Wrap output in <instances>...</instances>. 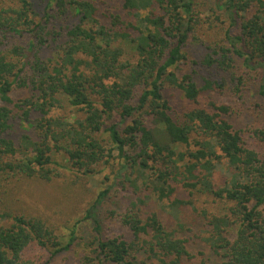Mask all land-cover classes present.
<instances>
[{
	"label": "trees",
	"instance_id": "obj_1",
	"mask_svg": "<svg viewBox=\"0 0 264 264\" xmlns=\"http://www.w3.org/2000/svg\"><path fill=\"white\" fill-rule=\"evenodd\" d=\"M54 2L58 29L33 0H0V264H51L78 238L13 212L19 195L3 188L57 177L54 151L86 176L116 166L86 210L80 264H264V155L249 140L264 130L242 125L235 103L251 72L264 99V0ZM189 46L207 50L202 84L181 67ZM65 100L71 119L52 114ZM183 211L194 221H175Z\"/></svg>",
	"mask_w": 264,
	"mask_h": 264
},
{
	"label": "rangeland",
	"instance_id": "obj_2",
	"mask_svg": "<svg viewBox=\"0 0 264 264\" xmlns=\"http://www.w3.org/2000/svg\"><path fill=\"white\" fill-rule=\"evenodd\" d=\"M33 2L37 5V9L40 13L39 19H42L46 10L54 15L48 25L50 28L58 29L60 24L64 23L56 16L57 7L55 6L54 0H33ZM202 3L203 4L200 6L204 9H207L212 5L211 2L202 1ZM200 6L197 8L199 9ZM208 15H210V11H202V16L205 19ZM213 16L214 15H212V17ZM218 22L212 20L213 24H217ZM206 23H208L207 19ZM207 25L208 24H205L204 30ZM219 25L222 26L221 23ZM220 29L221 28L215 30L213 27L209 31V37L206 39L217 41L219 38H222L224 33L223 31L221 32ZM202 32L204 31L201 30V34ZM23 40L26 42V38H22V41ZM185 50L188 52L189 59L184 61L181 64V67L185 71L196 68L199 71V77L197 80L202 84V78L206 76V72L201 68L200 62L202 56L200 55L205 54L207 50L202 46H189L186 47ZM246 77L247 81L245 87H248V89L242 95L235 97L236 112L238 113L237 120L241 122L242 125L245 123L250 124L249 128L252 127L256 130H264V99L258 93L259 82H261L260 77L256 75L255 72L249 73ZM262 81L264 82V77ZM213 95L219 102H223L225 99L228 100L225 96L219 98V95L215 93ZM229 96L231 98V95ZM52 114L54 116L63 114L67 119H71L72 116H74V107L65 100L63 101V106L56 108ZM248 131L249 129L247 132ZM258 135L252 133L249 140L257 147V150L264 155V134L262 135L259 133ZM52 154L56 162L54 163V166L58 168L57 177L50 181H8L3 188L5 190L14 191V194L19 195V199H13V203L9 205L13 212L23 210L27 214L41 213L43 216L50 218V220L56 224L59 237L62 241L68 242L70 232L75 228L78 236L77 240L72 244L67 253L55 257L51 264H80L84 254L90 251L87 243L89 241L88 237L92 234L93 228L91 220H88L85 217L86 210L93 204L98 193L107 186H110L115 174L116 166H109L108 168L105 166H98L95 173L86 176L76 173L73 170L63 152L54 151ZM178 176L179 178L182 177L180 175ZM181 184L183 183L178 185L179 188L184 187ZM186 190L187 189H184V191ZM110 209L111 207H109V204H106L103 209L98 211V216L104 222V226L106 225L107 227V235L113 236L122 231H119V226L117 225L116 220L109 219L113 217L110 215L111 213L109 214V211L111 212ZM168 219L169 221L175 220L173 218ZM194 219L195 218H193L189 211H183L180 214V220L175 221L191 222L192 220L194 221ZM109 222H111V224H108ZM202 235L207 237L209 236V232L203 231ZM30 255L35 259L41 258L42 260L43 257L45 260L47 252H43V256H40L39 252L31 250Z\"/></svg>",
	"mask_w": 264,
	"mask_h": 264
}]
</instances>
